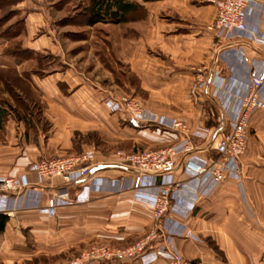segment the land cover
<instances>
[{
  "label": "crops",
  "instance_id": "obj_1",
  "mask_svg": "<svg viewBox=\"0 0 264 264\" xmlns=\"http://www.w3.org/2000/svg\"><path fill=\"white\" fill-rule=\"evenodd\" d=\"M136 1L140 7L130 12L123 22L130 33L119 43L125 55L123 53L118 61L127 64L129 77L127 75L123 82L110 74L109 68L105 71L107 75L102 77L108 81L110 90H119L118 85L127 86L135 92V97H142L152 111L180 118L191 127L201 124L206 98L222 110L213 83H210L216 70L221 78L231 74L221 92L225 90L226 94L240 96L246 70L238 54L233 51L223 54L231 66L229 72L216 51L217 40L206 29L214 18V0ZM252 24L259 25L264 32V18L253 20ZM242 44L248 57H261L250 42ZM39 45L50 51L57 49L55 41L49 37L47 41L33 39L25 46L32 51ZM15 59L6 57V64L10 65L1 64L0 68L17 70L19 62ZM59 60L66 64L64 70L54 69L46 74L41 67L38 69L41 77L23 69L44 93L55 96L47 113L56 116L59 128H105L109 118L114 116L120 129L123 125L117 117L97 101V96L109 89L98 83L96 90L86 89V85L79 83L81 78L86 79L81 72L62 57ZM197 79L205 80L204 87L197 88L190 97L189 89ZM57 82L68 86L66 94L56 86ZM79 95L85 98L79 99ZM255 110L248 117L251 134L240 157L239 179L225 178L210 195L200 198L187 216L177 218L197 237L173 239L177 250L190 264H264V108ZM99 112L101 118H98ZM48 142L61 143L54 136ZM39 156L37 152L30 155L29 160L36 161L34 159ZM93 172L99 174L100 167ZM120 173L132 175L135 171L125 167L108 172L112 177ZM177 176L183 177L178 173ZM130 198L128 190L120 193L97 191L91 193L89 201L60 207L51 217L34 209L0 213L7 216L0 231V264H33L40 259L65 255L84 244L109 241L119 244L144 236L155 221L148 207ZM124 264L138 263L128 261Z\"/></svg>",
  "mask_w": 264,
  "mask_h": 264
},
{
  "label": "built area",
  "instance_id": "obj_2",
  "mask_svg": "<svg viewBox=\"0 0 264 264\" xmlns=\"http://www.w3.org/2000/svg\"><path fill=\"white\" fill-rule=\"evenodd\" d=\"M215 14L206 29L217 40V53L231 71L224 53L238 54L246 70V82L240 96L221 92L229 74L221 78L217 70L210 83L219 98L228 130L207 138V130L197 126L188 131L182 121L145 107L127 94L109 95L104 105L123 119L147 125L158 131L178 135L166 147L116 153L113 159L95 160L92 151L81 154L26 161L21 172L0 175V213L34 209L54 216L60 207L90 200L91 193L131 191V201L149 208L155 225L144 238L124 247L91 245L78 256L58 264H190L173 243L176 237L197 239L179 223L195 203L210 195L225 178L239 179L240 157L246 149V119L255 109L264 108V32L253 20L264 18V1L214 0ZM250 42L260 58L248 57L242 43ZM229 53V52H228ZM190 87L195 93L205 80L197 79ZM205 140L201 148L193 138ZM196 146V147H195ZM200 147V146H198ZM213 151L214 156L199 151ZM100 167V173L93 169ZM134 170L110 176L115 168ZM182 175L183 177H178ZM240 182H238V185ZM264 230V224H263ZM158 236L160 240H158Z\"/></svg>",
  "mask_w": 264,
  "mask_h": 264
},
{
  "label": "rangeland",
  "instance_id": "obj_3",
  "mask_svg": "<svg viewBox=\"0 0 264 264\" xmlns=\"http://www.w3.org/2000/svg\"><path fill=\"white\" fill-rule=\"evenodd\" d=\"M89 1L0 0V65H10L6 64L7 60H5L8 56L26 54L23 52L27 47L25 45L29 41L32 42L33 39L47 41L49 37L55 41L57 47L56 50L50 51V48L39 45L37 49L32 50L31 55L25 56L24 60L15 59L19 62L17 70L0 68V108L2 109L0 118V175H7L12 171L21 172L26 161H30V155L37 152H40V156L37 157L40 159L76 155L89 150L93 152L95 160H110L119 151L126 153L143 149H158L166 147L178 139L176 134L174 137H169L165 131H158L151 126L123 119L104 105L105 97L123 93L138 99L150 109L142 97L139 95H137L139 98L135 97V92L131 88L118 85L120 92L117 89L110 90V86H107L108 81L102 75H107L105 71H108L109 68L111 70L109 73L117 76L123 82L127 75L129 77L127 64L125 62L119 63L118 59H122L123 53L125 55V50L120 48L119 43L130 32L126 30L127 28L123 24L126 20L118 23L96 22L87 24L86 8ZM38 13L41 16L37 15ZM27 16H29V20L26 18ZM26 28L28 31L25 32ZM59 57H62L67 64L71 63L75 69L81 72V75L86 79L81 78L79 83L86 85V89L89 90L92 87L96 90V83L109 89V92L106 91L98 95L97 101L107 108L109 113L117 117L123 125L121 126L122 130L121 127L120 129L117 128L114 116L109 118L105 128L101 126L82 129L65 127L62 130L59 128L60 122L56 116L47 113L48 105L52 101L54 102L55 96L44 93L39 86H36L37 84L30 80L27 70H23L29 69V72L38 77L42 76L38 73V69L41 67L47 72L46 74H50L54 69L64 70L66 64L60 62ZM53 86L52 83L51 87ZM56 86L62 90V93L66 94L68 86L64 82H57ZM193 94L189 89L188 95L191 97ZM78 98L83 99L85 97L79 95ZM201 113L202 122L198 126L207 130L208 139L228 130L222 110L220 111L219 107L214 105L210 99L206 98ZM251 113L246 119L247 138L251 134V129L247 123ZM98 114V118H101L102 114L100 112ZM174 119L182 121L188 131L197 127L189 126L180 118ZM51 136L57 137L61 143H49L48 140ZM204 141L194 137L193 143L197 146L195 149L201 148ZM199 151L201 152V150ZM213 153V151L203 150L201 152V154L209 156H214ZM37 158L34 160H38ZM125 175L130 176L131 174L125 173ZM151 218L153 219L152 216ZM145 235L138 239L144 238ZM138 239H127L119 244L112 241L102 244L124 247ZM158 240H160L159 236ZM91 245L84 244L79 249L66 252L65 255L46 258L43 261L40 259L33 264H58L78 256Z\"/></svg>",
  "mask_w": 264,
  "mask_h": 264
},
{
  "label": "trees",
  "instance_id": "obj_4",
  "mask_svg": "<svg viewBox=\"0 0 264 264\" xmlns=\"http://www.w3.org/2000/svg\"><path fill=\"white\" fill-rule=\"evenodd\" d=\"M146 1V0H143ZM140 7L136 0H90L87 11V24H93L96 22H110L118 23L127 19L130 12ZM26 54L12 55L17 60H23L27 55H31L30 50H23ZM26 56V57H25ZM2 116V109L0 108V118ZM7 220L5 214H0V231L3 229V225Z\"/></svg>",
  "mask_w": 264,
  "mask_h": 264
}]
</instances>
